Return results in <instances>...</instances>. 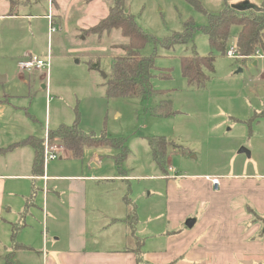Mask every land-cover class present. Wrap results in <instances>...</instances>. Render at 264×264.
Here are the masks:
<instances>
[{"label":"rangeland","instance_id":"obj_1","mask_svg":"<svg viewBox=\"0 0 264 264\" xmlns=\"http://www.w3.org/2000/svg\"><path fill=\"white\" fill-rule=\"evenodd\" d=\"M263 1L250 0L253 5L250 6L258 9ZM198 2L210 14L219 13L226 5H245L242 0ZM51 6L58 17L53 20L56 33L49 35L48 23L38 19L31 38L21 35L19 44L11 51L12 57L22 56L29 50L28 54L48 58L49 69L30 74L19 69L18 58L0 59V75L7 77L5 83H0V100L9 98L10 102V105L0 103V149L8 150L11 143H16L6 154L13 152V158L23 161L33 158L34 162L36 151L30 145H23L24 142L30 138L42 140L44 151V138L49 132L76 124L85 134L124 141L127 157L118 165L122 154L114 148L86 147L82 157L75 159L59 139L49 134L52 145L60 146L61 150L65 148V158L51 161L47 175L98 178L99 181L87 183L88 195H119L114 207L120 214H125L120 196L130 195L142 216L140 228L148 232L160 231L154 228L166 225L159 216L165 217L166 195H174L176 188L183 193L179 187L181 178L232 173L264 181V119L260 128L255 126V135L237 121L264 106V52L246 60L223 56L212 50L201 30L189 44L166 50L163 47L166 39L182 34L188 21L197 27L206 26L207 15L189 0H128V12L152 37L141 54L155 62L152 86L157 93L109 98L106 81L112 75L113 56L117 53L108 51L109 42L103 46L98 38H85L84 31L106 18L112 3L109 0H38L36 14L48 13ZM239 32L238 26L231 27L227 52L236 47ZM113 38L119 43L126 42L119 33ZM194 54L216 57L215 72L203 88L190 86L183 77L182 59ZM96 61L100 67L90 70V62ZM47 72L49 76L45 77ZM164 100L172 102L177 115L159 118L151 114V109ZM151 138L169 143L164 171L152 159L148 143ZM242 148L250 151V158L239 154ZM96 155H99V164L91 168ZM11 156L1 155L0 161H9ZM21 189L25 195L24 187ZM41 200L37 199L38 207L33 210L35 219L26 218L27 224L34 226L32 232L18 231V236L28 237L32 245L26 246L33 251H39L35 246L41 243L44 248L47 246L42 234L44 218L38 209ZM251 215L254 223L264 227V218ZM45 225L47 228V219ZM49 228L53 229L51 224ZM41 252L35 254L36 258L41 257ZM28 253L20 251L17 260L28 262Z\"/></svg>","mask_w":264,"mask_h":264},{"label":"crops","instance_id":"obj_2","mask_svg":"<svg viewBox=\"0 0 264 264\" xmlns=\"http://www.w3.org/2000/svg\"><path fill=\"white\" fill-rule=\"evenodd\" d=\"M242 1L245 5H252L250 0ZM37 3L38 0H0V59L18 58L20 70V63L32 55L25 50L22 56H11L21 35L31 38L38 19L48 23L49 31L47 16L51 14L53 20L58 18L53 6L48 13L36 14ZM262 5L264 1L259 4ZM21 71L34 74L43 70ZM44 76L48 77L49 72ZM6 81L5 76L0 83ZM8 99L0 100V103L10 105ZM262 119L264 106L251 110L237 121L244 123L255 135V126L260 128ZM15 144L11 143L9 148ZM1 155L6 158L13 152ZM98 156L91 168L99 164ZM62 158L65 157L59 159ZM49 167L44 166L43 174L37 175L33 158L23 161L11 156L9 161H0V264H6L5 258L13 251V227L19 226L18 231H31L34 227L27 224L26 218L35 219L33 210L37 209L39 198L42 200L38 209L44 218L42 234L47 246L44 248L42 243L35 246L42 251L38 259L35 254L39 251L26 246H31V241L26 235L18 236L17 232V243L30 248V251H22L29 252V261L17 260V252L12 264L17 261L18 264H138L133 252L135 247L131 246L136 239L144 242L143 260L147 264H264V227L254 223L251 215L254 211L264 218V181L232 173L208 176L220 178L221 183L216 187L207 176L181 178L179 187L183 193L180 194L175 187L174 195H166L165 217L159 216L166 225L154 228L160 231L148 232L140 228L142 216L130 195L120 196L125 211V214H120L114 207L118 204L119 195H88L87 183L99 181L98 178L50 177L47 175ZM21 186L26 191L25 195L20 192ZM126 201L136 207L138 223L134 237L130 236L124 223L129 211ZM188 220H195L192 228L186 226Z\"/></svg>","mask_w":264,"mask_h":264},{"label":"trees","instance_id":"obj_3","mask_svg":"<svg viewBox=\"0 0 264 264\" xmlns=\"http://www.w3.org/2000/svg\"><path fill=\"white\" fill-rule=\"evenodd\" d=\"M109 1L112 6L107 17L84 31L85 38H98V43H103V46L109 42L108 51L117 53L116 56H113L112 75L106 81L107 95L109 98L150 96L156 92L152 86L156 66L153 58L144 57L141 51L152 40V37L138 26L135 16L128 12V0ZM189 1L200 12L207 15L208 24L203 27H197L193 22L188 21L182 34L174 35L164 41L163 47L166 50H171L177 45L189 44L194 34L201 30L208 37L212 50L224 56L227 55L231 27L238 26L240 32L236 40V47L240 58L246 60L255 56L258 51L264 52V5L258 9L250 7L246 11L226 5L219 13L210 14L206 12L198 0ZM116 33H119L126 42H117L113 38ZM215 61L216 57L214 55L202 57L194 54L191 57L183 58V77L190 86L203 88L209 82L210 74L215 72ZM89 66L90 70H96L100 67V63L99 61L90 62ZM151 114L159 118H171L177 115V112L173 110L170 100H164L151 109ZM49 134L53 138L59 139L75 159L82 157L86 147L94 149L111 147L120 151L122 156L118 160V165H121L127 157L124 141L85 134L78 128L77 124L69 127L62 126L57 131L49 132ZM148 143L154 163L164 171L167 163V147L169 143L164 139L156 138L149 139ZM23 145H30L35 149L34 173L42 175L44 170L43 141L30 138ZM11 148L8 150L0 149V153H6ZM126 205L129 211L124 223L127 225L130 236L134 237L138 223L136 207L130 201H126ZM251 213L256 215L253 211ZM19 228L17 225L13 227V251L5 258L6 264L13 263L17 252L30 251L29 247L23 246L16 241V234ZM135 243L136 246L133 252L137 256V263L147 264L143 260L144 242L136 239Z\"/></svg>","mask_w":264,"mask_h":264},{"label":"built area","instance_id":"obj_4","mask_svg":"<svg viewBox=\"0 0 264 264\" xmlns=\"http://www.w3.org/2000/svg\"><path fill=\"white\" fill-rule=\"evenodd\" d=\"M48 22H49V32L50 34H53L56 32V28L53 24V16L49 14L47 16ZM260 54V51L256 53L255 56H258ZM227 56L229 58H240V56L237 54V47L232 48L227 52ZM50 63L49 59H44L40 56L36 55H28L27 60L20 63L21 70L24 71H35V70H43V69H49ZM49 133L47 134L45 138L44 143V151H43V165L47 167L51 161L58 160L61 156H64L63 149L61 150V147L54 144H51V141L49 139ZM170 171H173V169L170 168ZM45 180L47 179L46 176H44ZM210 182L218 187L220 185V178H212L207 177Z\"/></svg>","mask_w":264,"mask_h":264},{"label":"water","instance_id":"obj_5","mask_svg":"<svg viewBox=\"0 0 264 264\" xmlns=\"http://www.w3.org/2000/svg\"><path fill=\"white\" fill-rule=\"evenodd\" d=\"M234 7H236V6H234ZM250 7H252V6H249V5H243V6H237L236 8H238V9L241 10V11H246V10H248V8H250ZM105 77H106V76H105ZM3 78H4V77L0 76V82L2 81ZM239 154H246V155L248 156V158L251 157V153H250V151H248L247 149H244V148H242V149L239 151ZM93 167H94V165H93ZM194 224H195V220H188V221L186 222V226L189 227V228H192V227L194 226Z\"/></svg>","mask_w":264,"mask_h":264}]
</instances>
